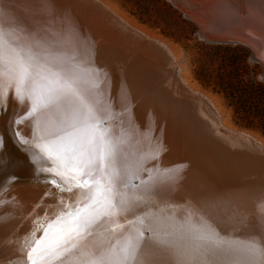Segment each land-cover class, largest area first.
I'll list each match as a JSON object with an SVG mask.
<instances>
[{"label": "snow or ice", "instance_id": "snow-or-ice-1", "mask_svg": "<svg viewBox=\"0 0 264 264\" xmlns=\"http://www.w3.org/2000/svg\"><path fill=\"white\" fill-rule=\"evenodd\" d=\"M51 55L23 42L9 44L6 51L0 25V110L9 90L27 102L28 110L15 123L31 118L33 144L50 163L46 170L59 176L66 187L55 180L51 183L61 192L78 190L72 204L61 198L63 208L54 219L37 223L25 237L22 247L28 264H63L69 253L88 246L101 223L110 224L113 232L126 226L128 230L119 247L103 248L82 264H135L147 246L145 232L151 233L149 242L169 257L161 264H264V239L257 242L254 237L222 233L206 210L211 205L186 203L182 214L176 215L174 209L180 205L154 200L161 186L175 184L179 168L143 169L139 161L126 159L125 139L110 131L116 116L102 93L93 92L98 89L95 73L75 62L65 65L61 54ZM53 111L60 115L56 125L42 126L41 116ZM14 134L20 136L19 131ZM151 143V156L156 158L162 145ZM137 167L148 172L147 179L136 173ZM136 179L139 185L132 182ZM129 187L142 190L130 193ZM140 206L145 210L128 219ZM160 224L165 225L168 238L160 236Z\"/></svg>", "mask_w": 264, "mask_h": 264}, {"label": "bare ground", "instance_id": "bare-ground-1", "mask_svg": "<svg viewBox=\"0 0 264 264\" xmlns=\"http://www.w3.org/2000/svg\"><path fill=\"white\" fill-rule=\"evenodd\" d=\"M50 1L20 0L22 4L31 7L29 10L33 8V10L40 12L42 15L41 17L46 19V21L54 22L59 27V31L62 30L61 33H63V35L65 34L69 36V33L71 34L73 32H71V26L68 25L69 20L67 14L62 11L63 6L61 2L59 4L61 6L54 8L56 6L55 3L57 4V2ZM86 1L94 4L98 10H105V12L113 17L114 21L122 25L127 31L140 35L143 39L152 40L162 49V51L165 49L170 54H173L171 46L162 43L161 40H156L159 37L153 38L151 35H148L144 29L133 24L120 12L117 13L118 11L106 5L103 0ZM253 1L256 0H252L251 3ZM11 4L12 7L17 9V1L13 3L11 1ZM103 4L107 6V9ZM252 5V7L258 8V10L262 9L264 8V0H257L256 2H253ZM9 8L11 7H5L4 3H0V9L3 10V15L0 17V25H2L3 29L4 47L6 51L9 44L18 45V42L21 41L18 40L20 38L17 36V23L12 25V20L17 18L14 14L17 13H14V10L13 13H11ZM258 20H260V17ZM261 30L264 33V27L261 28ZM199 37L204 40L203 33H200ZM261 41L263 42L264 47V37ZM22 42L24 43L26 41ZM38 43L39 42L36 41V44ZM45 48L48 50H37L44 54H52L51 56L59 53L58 49L52 47L50 43H48V46ZM107 55L110 60L113 61L114 59V65L118 63L120 68L125 70V76L129 84L132 83L133 85L134 70L138 69L145 74L147 73L146 71H148L146 67L140 66L131 57L118 54L113 57V53L111 52ZM170 56L174 58L176 55ZM105 60L106 64L109 65L106 58ZM174 60L176 59L174 58ZM166 61L173 71L174 68L171 66L168 59ZM178 67L180 69V66ZM185 71L179 70L177 72L176 70L177 76L181 82L193 93L198 94L197 91L204 92L198 86L190 82ZM115 88V94L110 93L109 95H106L102 93V98L108 105H110L111 110H113L116 116V119L110 121L112 124L110 131L114 134L122 135L126 141L123 145L126 159L133 162L139 161L140 164H142L143 169L179 168V177L175 184L171 186H161L158 189L157 196L153 197V199L159 203L173 204V201L176 202L175 198H177L180 200L179 205L181 207L174 209V213L180 215L182 214V206L184 204H192L193 199L191 198V194L202 192L206 200L213 204L210 209L206 208V210L209 215L214 218L222 233L247 238L254 237L257 242L264 239V213L257 208L255 209L252 205L240 201L241 199L239 198L237 200V192L244 190V186L230 183L234 176L236 178V175H242L243 173L233 172L229 175L231 177H225L223 174L217 175V173H205L204 171L198 170L192 164L184 163V160H182L177 154L173 153V148H168V150H166L163 144H161V141L156 137V131L152 128V123L155 122L153 118L154 113L149 111L147 107L150 103L148 104V101L146 100H138V96L125 90L123 85L122 87L115 86ZM200 96L206 101V104L212 111L213 118L222 129L243 133L245 136L264 147V144L256 139L257 137L255 138L250 132L239 130L238 128L229 125L227 115L219 105L218 101L211 94L206 92L204 93V96ZM27 110V102L25 101L22 103L17 97H15L13 92L9 90L8 96L5 100V107L3 110H0V264H28L25 249L22 247L25 237L30 234L37 223H47L54 219L55 214L63 208L61 198H63L64 203L72 204L76 199L74 194L78 191L77 189H73V192L71 193L63 192L57 194L48 184L52 177L46 175L40 177L37 182L31 180L30 177L33 176L35 172L34 170L33 172H28L26 168L27 165L23 163H26L27 161L32 165H35L36 163L40 165V167H46V169L50 166V163L34 145L32 150L25 147L28 150L27 152L16 150L11 144H9L10 148L8 147L9 139L4 134H6L5 131L10 124L15 131H19V137L21 139L18 138L22 140L20 142L27 145L31 139L33 142L35 137L31 118L26 117L22 123H15L17 117L24 116ZM59 118L60 115L56 111L44 114L41 116L42 126L44 123H47L50 127H54ZM3 128H5V131H3ZM13 138L16 140L13 143H17V136L15 134ZM153 140L158 141L162 145V150L156 158H152L151 156L154 147L151 143ZM135 171L141 178L147 179V171H141L139 167H137ZM249 178L254 182L256 181L258 184L256 192H264V174L262 176H259V174L252 175ZM14 180L18 181L15 182ZM57 181L62 187H66L61 179H58ZM245 183L248 184V181ZM139 184L140 180L138 179V185ZM141 190V188L137 187L129 189L128 192L138 194ZM193 204L206 206L205 204L203 205V203L198 202H193ZM176 205L178 204L176 203ZM144 210V206L135 208L133 212L128 214V219L132 217L133 213L138 214ZM123 222L124 219L121 217V223ZM157 229L162 238H168L165 237L166 228L164 224L158 225ZM127 230L126 226L124 229H116L115 232H113L110 224H99L93 236L89 238L88 246L80 251L69 253L64 258L63 264H82L84 260L95 255L103 248L113 245L119 247L123 235ZM37 235L39 236L40 233H37ZM150 235H145L144 233L145 244L147 246L137 256L135 264H161L162 261L169 259L161 247L149 242Z\"/></svg>", "mask_w": 264, "mask_h": 264}, {"label": "water", "instance_id": "water-1", "mask_svg": "<svg viewBox=\"0 0 264 264\" xmlns=\"http://www.w3.org/2000/svg\"><path fill=\"white\" fill-rule=\"evenodd\" d=\"M11 1H17V9L11 6ZM52 1L57 2L54 8L61 6V2L62 11L67 14L68 25L74 34L63 35L54 22L46 21L40 12L33 8L29 10L31 7L22 4L20 0H0L5 7H11V13L13 10L17 13L14 14L17 18L12 20V25L17 23V36L22 37L18 39L21 40L18 43L26 41L25 44L40 51L48 50L45 47L50 43L63 56L65 65L75 62L77 66L90 68L95 73L98 84V89H93V92L99 90L106 95L115 94V86L123 85L125 90L137 95L138 100L148 101L150 104L147 107L154 113L152 128L166 150L173 148V153L184 160V163L192 164L208 174L231 177L229 175L233 172H242L244 176L236 175L230 182L244 186V190L237 192V200L239 198L264 213V192H256L258 184L249 178L264 174V147L243 133L222 129L213 118L206 101L181 82L176 70L172 71L167 64L164 51L154 41L127 31L105 10H98L86 0ZM178 1L181 3L180 7H183V15L197 26L198 37L203 33L205 42L210 45H240L248 48L251 62L260 65L259 78L264 82V47L261 41L264 37L261 30L264 22L242 18L221 8L224 4L229 7L230 3L238 0ZM185 1L191 10L184 9ZM36 41L39 43L36 44ZM109 52L113 53V57L118 54L133 58L137 64L148 69L147 73L134 70L133 85L129 84L125 70L118 63L114 65V59L110 60L107 55ZM52 57L54 56H50ZM14 132L10 124L4 134L10 140L9 148L11 144L19 151L33 149L32 139L28 145L20 142V137H17V143H13L16 141L13 138ZM26 163L23 164L27 165L28 172H35V176L30 177L31 180L37 182L43 175L52 177L48 184L57 194L63 193L56 187L59 184L57 180L61 179L59 176L36 163ZM52 180L56 184L51 183ZM132 182L138 185V179ZM129 189L132 187L127 191ZM191 198L192 204L198 202L206 206L213 205L202 192L191 194ZM175 199L173 204L179 205L180 200ZM145 235L150 233L145 232Z\"/></svg>", "mask_w": 264, "mask_h": 264}, {"label": "rangeland", "instance_id": "rangeland-1", "mask_svg": "<svg viewBox=\"0 0 264 264\" xmlns=\"http://www.w3.org/2000/svg\"><path fill=\"white\" fill-rule=\"evenodd\" d=\"M106 5L118 11L123 16L127 17L133 24L145 30L148 35L162 43H166L173 49V54L163 49L166 57L171 66L177 70V72L185 71L187 78L194 85L198 86L201 91H197L198 94L204 93L211 94L219 103L221 108L227 115L229 125L250 132L256 139L264 144V134L260 131H253L245 129L237 125L233 118V111L226 106L225 100L215 94L213 91L203 88L197 80V72L205 69L210 63L208 54L211 53L209 47H215L217 45H210L197 35V26L187 21L183 15V7L181 8L180 1L178 0H103ZM252 1V0H251ZM250 0H238L234 3H230V6L222 5V9L231 14L239 15L242 18H249L252 20H258L260 17L261 22H264V8L259 9L252 7L253 1ZM101 3V1H100ZM167 3V5H165ZM184 9L191 10L185 1ZM102 4V3H101ZM107 9V6L103 4ZM168 5H173V9H168ZM109 11V10H108ZM254 17V18H253ZM142 19V20H141ZM187 21V22H186ZM195 29V30H194ZM160 42V43H161ZM169 55V56H168ZM175 56L174 60L173 57ZM172 61H171V60ZM253 64V63H251ZM180 66V69L179 67ZM261 69V68H260ZM179 74V73H178ZM203 93V94H202ZM206 97V96H205ZM207 98V97H206ZM208 99V98H207ZM209 100V99H208Z\"/></svg>", "mask_w": 264, "mask_h": 264}, {"label": "trees", "instance_id": "trees-1", "mask_svg": "<svg viewBox=\"0 0 264 264\" xmlns=\"http://www.w3.org/2000/svg\"><path fill=\"white\" fill-rule=\"evenodd\" d=\"M168 9H173V5H168ZM209 49L210 63L197 72L198 82L225 100L237 125L264 134V82L259 78L260 65L251 62L250 50L244 46L217 45Z\"/></svg>", "mask_w": 264, "mask_h": 264}]
</instances>
